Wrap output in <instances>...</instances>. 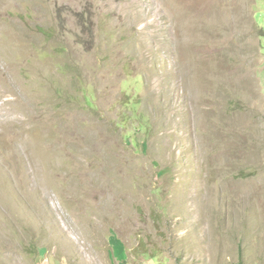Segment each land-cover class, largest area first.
Masks as SVG:
<instances>
[{
    "label": "rangeland",
    "instance_id": "374dc122",
    "mask_svg": "<svg viewBox=\"0 0 264 264\" xmlns=\"http://www.w3.org/2000/svg\"><path fill=\"white\" fill-rule=\"evenodd\" d=\"M0 124V264H264V0H0Z\"/></svg>",
    "mask_w": 264,
    "mask_h": 264
},
{
    "label": "bare ground",
    "instance_id": "6f19581e",
    "mask_svg": "<svg viewBox=\"0 0 264 264\" xmlns=\"http://www.w3.org/2000/svg\"><path fill=\"white\" fill-rule=\"evenodd\" d=\"M5 123V122H4ZM0 126H1V124H0ZM4 127V126H3ZM1 129V128H0ZM4 129H5V127H4ZM3 129V130H4ZM7 130V129H6ZM1 131V130H0ZM2 132H4V131H2ZM2 132H0V133H2ZM9 133V132H8ZM7 135V133L5 132L4 133V135L2 134L1 136H6ZM91 136V135H90ZM75 141V140H74ZM79 142V141H78ZM92 142V141H91ZM1 143V142H0ZM50 143V142H49ZM64 143V142H63ZM84 143V142H83ZM88 144V143H87ZM3 145V144H2ZM68 145V144H67ZM72 145V144H71ZM4 146V145H3ZM77 146V145H76ZM2 147V146H1ZM4 147H6V146H4ZM4 147H2V148H4ZM12 147V146H11ZM60 147V146H59ZM80 147V146H79ZM30 148H31V153H30V156H31V158H32V160H31V166H32V169H31V172L33 173V175L35 176V178H36V176H37V178H38V180L39 181H37L39 184H41L42 186H45L46 187V189H47V191H48V189L52 186V182H53V180H54V182H55V175H57L56 173L59 171V167H58V165H55V163H51L50 162V160L47 158V157H45V156H42V155H40L39 154V150L36 148V147H33L32 146V144H30ZM63 149V148H62ZM5 150V149H4ZM14 150V149H13ZM64 150V149H63ZM105 150V149H104ZM103 150V151H104ZM107 151V150H106ZM1 152V151H0ZM65 153V152H64ZM111 153V152H110ZM15 154V153H14ZM22 154V153H21ZM4 154H2L1 156H3ZM66 155V154H65ZM101 155V154H100ZM67 156V155H66ZM74 156V155H73ZM84 156V155H83ZM106 156V155H105ZM112 156V155H111ZM27 157V156H26ZM70 157V156H69ZM11 158V157H10ZM13 158V157H12ZM93 158V157H92ZM110 158V157H109ZM11 161V160H10ZM9 161V162H10ZM78 161V160H77ZM113 161H114V159H113ZM1 162V161H0ZM25 162V161H24ZM1 163H3V162H1ZM21 163V162H20ZM77 163V162H76ZM9 164V163H8ZM98 164V163H97ZM4 165V164H3ZM14 165V164H13ZM78 165V164H77ZM82 165V164H81ZM5 166V165H4ZM8 166L9 165H7V168L5 167V169L7 170L8 169ZM30 166V165H29ZM115 166V165H114ZM2 167V166H1ZM61 167V166H60ZM113 169V168H112ZM1 170V169H0ZM14 170V169H13ZM20 170V169H19ZM62 170V169H61ZM109 170V169H108ZM2 171V170H1ZM12 171V170H11ZM10 172V171H9ZM63 172V171H62ZM11 173V172H10ZM16 173V172H15ZM8 174V173H7ZM64 174V173H63ZM120 174V173H119ZM3 175V174H2ZM9 175V174H8ZM62 175V174H61ZM121 175V174H120ZM11 176H13L12 175V173H11ZM19 176V175H18ZM65 176V175H64ZM1 177V176H0ZM10 177V176H9ZM8 177V178H9ZM13 177H15V176H13ZM12 177V178H13ZM63 177V176H62ZM81 177V176H80ZM102 177V176H101ZM34 178V177H33ZM55 178V179H54ZM58 178V177H57ZM13 179H15V178H13ZM113 179V178H112ZM116 179V178H115ZM57 180V179H56ZM14 181V180H13ZM35 181V180H34ZM63 181V180H62ZM105 181V180H104ZM1 182H2V179H1V181H0V184H1ZM7 182V181H6ZM5 182V183H6ZM16 182H19V181H16ZM22 182V181H21ZM15 183V182H14ZM20 183V182H19ZM12 184V183H11ZM55 184V183H54ZM57 184V183H56ZM104 184H106V183H104ZM92 185V184H91ZM3 186V185H2ZM12 186H13V188H12V191L11 192H9V195H13V194H17L16 196H19L18 194H21V196H23L22 195V193L18 190V188H17V184L15 185V184H12ZM89 186L90 185H85V189H89L90 190V188H91V186H90V188H89ZM94 186V185H93ZM100 186H101V184H100ZM103 186V185H102ZM107 186V185H106ZM11 187V186H10ZM105 187V186H104ZM57 188V187H56ZM68 188V187H67ZM93 188V187H92ZM95 188V187H94ZM93 188V189H94ZM97 188V187H96ZM106 188V187H105ZM105 188H101V189H99V191L101 192V196H102V192H107V191H104L105 190ZM65 189V188H64ZM72 189V188H71ZM75 189V188H74ZM92 189V190H93ZM38 190V189H37ZM51 190V189H50ZM106 190H109V188L107 189L106 188ZM122 190V189H121ZM53 191V190H52ZM72 191H74V190H72ZM98 191V192H99ZM37 192V191H36ZM39 192V191H38ZM43 192V191H42ZM64 192V191H63ZM5 193V192H4ZM118 193V192H117ZM122 193V192H121ZM120 193V194H121ZM81 194V193H80ZM83 194V193H82ZM85 194V193H84ZM83 194V195H84ZM88 194V193H87ZM97 194V193H96ZM99 194V193H98ZM69 195V194H68ZM78 195V194H77ZM108 195V194H107ZM6 196H8V195H6ZM42 196H43V194H42ZM100 196V197H101ZM20 197V196H19ZM29 197V196H28ZM39 197V196H38ZM37 197V198H38ZM47 197H49L48 196V193H47V195L45 196V200H46V198ZM78 197V196H77ZM99 197V198H100ZM104 197V196H103ZM41 198V197H40ZM39 198V199H40ZM50 198V197H49ZM96 198V197H95ZM105 198V197H104ZM104 198H102L103 200H104ZM113 198V197H112ZM9 199V198H8ZM16 199V198H15ZM77 199V198H76ZM78 199H80V198H78ZM84 199V198H83ZM101 199V200H102ZM24 200V199H23ZM23 200H22V202H23ZM45 200H43V201H45ZM81 200H82V198H81ZM27 201V200H26ZM85 201V200H84ZM118 201V200H117ZM121 201V200H120ZM97 202V201H96ZM104 202H106L105 200H104ZM109 202V201H108ZM119 202V201H118ZM18 203V202H17ZM29 203V202H28ZM40 203V202H39ZM81 203V202H80ZM120 203V202H119ZM14 205H15V203H13ZM24 204V203H23ZM105 204V203H104ZM81 205V204H80ZM94 205V204H93ZM18 206V205H17ZM91 206V205H90ZM121 206V205H120ZM43 207V206H42ZM89 207V206H88ZM92 207H94V206H92ZM96 207V206H95ZM103 208V207H102ZM107 208V207H106ZM76 209V208H75ZM100 209V208H99ZM98 209V210H99ZM111 209V208H110ZM116 209V208H115ZM118 209V208H117ZM21 210V209H20ZM44 210V209H43ZM92 210V209H91ZM38 211V210H37ZM37 211H35V212H37ZM93 211V210H92ZM97 211V210H96ZM34 212V213H35ZM42 212V211H41ZM24 213H26V211L24 212ZM99 213V212H98ZM103 213H104V211H103ZM106 213V212H105ZM109 213V212H108ZM36 214V213H35ZM48 214H51V213H48ZM97 214V213H96ZM95 214V215H96ZM22 215V214H21ZM39 215V214H38ZM87 216V215H86ZM30 218V217H29ZM33 218V217H32ZM31 219V218H30ZM37 219V218H36ZM39 219V218H38ZM26 220V219H25ZM87 220V219H86ZM1 221V220H0ZM31 221V220H30ZM33 222V221H32Z\"/></svg>",
    "mask_w": 264,
    "mask_h": 264
}]
</instances>
